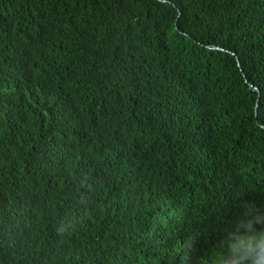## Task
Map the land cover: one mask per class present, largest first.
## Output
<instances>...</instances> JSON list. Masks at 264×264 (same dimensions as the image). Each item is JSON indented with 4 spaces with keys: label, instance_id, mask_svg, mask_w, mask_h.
<instances>
[{
    "label": "trees",
    "instance_id": "1",
    "mask_svg": "<svg viewBox=\"0 0 264 264\" xmlns=\"http://www.w3.org/2000/svg\"><path fill=\"white\" fill-rule=\"evenodd\" d=\"M262 247L264 0H0V264Z\"/></svg>",
    "mask_w": 264,
    "mask_h": 264
},
{
    "label": "clouds",
    "instance_id": "2",
    "mask_svg": "<svg viewBox=\"0 0 264 264\" xmlns=\"http://www.w3.org/2000/svg\"><path fill=\"white\" fill-rule=\"evenodd\" d=\"M233 253L237 252L236 248H232ZM250 253L245 252L241 255V259H247L249 257ZM252 264H264V247L261 248L258 258L252 259Z\"/></svg>",
    "mask_w": 264,
    "mask_h": 264
}]
</instances>
